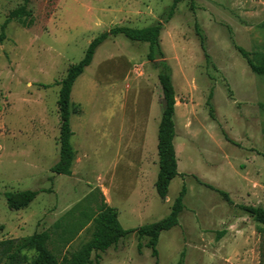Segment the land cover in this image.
<instances>
[{
	"label": "rangeland",
	"instance_id": "obj_1",
	"mask_svg": "<svg viewBox=\"0 0 264 264\" xmlns=\"http://www.w3.org/2000/svg\"><path fill=\"white\" fill-rule=\"evenodd\" d=\"M174 1L0 0V27L22 9L0 45V241L46 231L48 250L61 261L92 239L101 203L116 210L121 228L137 229L165 218L184 186L178 225L160 234L156 260L137 248L135 233L91 259L264 264L262 226L239 209L264 210V77L236 50L255 63L264 54V0H178L169 17ZM157 23L175 92L180 174L167 198L161 201L154 188L163 108L158 70L146 58L147 44L122 36L100 45L76 79L71 176L52 173L59 159V83L67 69L101 33ZM25 190L48 192L25 210H8L4 194Z\"/></svg>",
	"mask_w": 264,
	"mask_h": 264
},
{
	"label": "trees",
	"instance_id": "obj_2",
	"mask_svg": "<svg viewBox=\"0 0 264 264\" xmlns=\"http://www.w3.org/2000/svg\"><path fill=\"white\" fill-rule=\"evenodd\" d=\"M181 1V0H179ZM174 1L169 12L172 16L175 5ZM22 9L9 14L8 18L0 27V45L5 39V28L14 19L18 18ZM163 26L161 23L142 28L139 30L115 27L108 32L101 33L94 38L86 48L83 58L75 65L70 66L64 78L59 83L57 108L60 120L59 127V159L51 168L56 175L71 176V167L74 161V152L71 146L73 133L70 127V117L76 112L71 107V91L76 79L90 66L96 50L109 38L122 36L131 43L148 45L147 60L153 63L158 70V81L161 87L163 108L157 130V157L158 171L154 188L161 201L167 198L170 182L179 177L177 170V159L174 147L175 139V92L171 81V71L164 61V54L160 47L159 37ZM201 50L204 52L203 36L197 31ZM239 55L246 62L249 70L258 77H264V54L260 55L258 63H255L248 52L240 47H236ZM159 59L158 62L156 60ZM264 159V153L262 154ZM217 192L227 203L230 199L227 193L214 189L209 185H202ZM48 191L25 190L15 193H5L4 199L8 210L17 212L25 210L36 199V197ZM186 189L183 186L172 203L169 214L158 222L141 226L137 229L124 230L117 222V212L115 209L101 203V207L94 219V232L92 239L84 244L81 249L68 257H63L61 261L48 250V232H35L31 236L0 241V264H97L91 259L94 253H104L109 248L115 246L120 239L135 233L138 239L137 248L142 247L150 251L151 256L156 260L158 257L157 244L162 232H167L178 225L179 214L183 210V198ZM240 210L249 216L255 223L262 226L257 232L264 233V210L251 206H240ZM146 239L143 245L140 240ZM138 250V251H139ZM31 255V256H30ZM182 256V255H181ZM157 261L155 262V264ZM177 264H182L179 261Z\"/></svg>",
	"mask_w": 264,
	"mask_h": 264
}]
</instances>
